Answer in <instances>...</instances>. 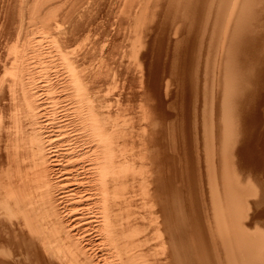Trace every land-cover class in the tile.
Instances as JSON below:
<instances>
[{"label":"bare ground","instance_id":"obj_1","mask_svg":"<svg viewBox=\"0 0 264 264\" xmlns=\"http://www.w3.org/2000/svg\"><path fill=\"white\" fill-rule=\"evenodd\" d=\"M0 264H264V0H0Z\"/></svg>","mask_w":264,"mask_h":264},{"label":"rangeland","instance_id":"obj_2","mask_svg":"<svg viewBox=\"0 0 264 264\" xmlns=\"http://www.w3.org/2000/svg\"><path fill=\"white\" fill-rule=\"evenodd\" d=\"M165 168H166L165 180L167 181L168 180V177L172 175L173 170L169 166H167V165H165ZM176 168L179 169V171H180V168L178 166H176ZM180 183H181V181H180V178H179L176 181V184L179 185V186H182V184H180ZM176 231L181 236H184L183 233H186L182 227L181 228H177Z\"/></svg>","mask_w":264,"mask_h":264}]
</instances>
